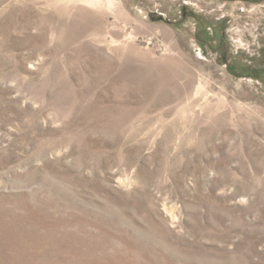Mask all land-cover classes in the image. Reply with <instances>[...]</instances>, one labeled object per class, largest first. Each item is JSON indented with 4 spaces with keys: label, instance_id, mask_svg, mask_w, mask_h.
Returning <instances> with one entry per match:
<instances>
[{
    "label": "rangeland",
    "instance_id": "374dc122",
    "mask_svg": "<svg viewBox=\"0 0 264 264\" xmlns=\"http://www.w3.org/2000/svg\"><path fill=\"white\" fill-rule=\"evenodd\" d=\"M0 264H264V0H0Z\"/></svg>",
    "mask_w": 264,
    "mask_h": 264
}]
</instances>
